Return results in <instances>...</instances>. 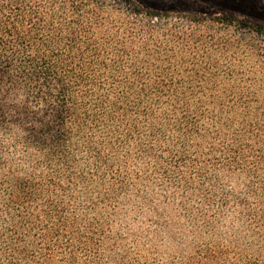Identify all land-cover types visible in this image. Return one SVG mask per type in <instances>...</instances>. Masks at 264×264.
Returning <instances> with one entry per match:
<instances>
[{
  "label": "trees",
  "instance_id": "obj_1",
  "mask_svg": "<svg viewBox=\"0 0 264 264\" xmlns=\"http://www.w3.org/2000/svg\"><path fill=\"white\" fill-rule=\"evenodd\" d=\"M0 264H264V23L0 0Z\"/></svg>",
  "mask_w": 264,
  "mask_h": 264
},
{
  "label": "rangeland",
  "instance_id": "obj_2",
  "mask_svg": "<svg viewBox=\"0 0 264 264\" xmlns=\"http://www.w3.org/2000/svg\"><path fill=\"white\" fill-rule=\"evenodd\" d=\"M157 9L199 15L236 14L264 23V0H134Z\"/></svg>",
  "mask_w": 264,
  "mask_h": 264
}]
</instances>
